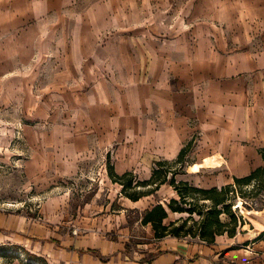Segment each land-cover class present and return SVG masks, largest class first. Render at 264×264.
<instances>
[{
    "label": "rangeland",
    "instance_id": "rangeland-1",
    "mask_svg": "<svg viewBox=\"0 0 264 264\" xmlns=\"http://www.w3.org/2000/svg\"><path fill=\"white\" fill-rule=\"evenodd\" d=\"M193 2L73 0L26 17L24 0H0V264H148L156 256L158 240L141 218L174 197L171 186L132 203L108 169L149 178L157 160L141 147V108L156 111L147 95L157 93L158 60L147 54L155 43L139 40L168 35L163 25L182 22ZM21 25L32 29L9 39ZM201 155L197 144L176 179L203 188L197 176L211 171L189 170ZM240 187L234 204L242 208L233 211L260 230L264 189ZM186 217L169 212L165 224Z\"/></svg>",
    "mask_w": 264,
    "mask_h": 264
},
{
    "label": "crops",
    "instance_id": "crops-1",
    "mask_svg": "<svg viewBox=\"0 0 264 264\" xmlns=\"http://www.w3.org/2000/svg\"><path fill=\"white\" fill-rule=\"evenodd\" d=\"M24 1L20 13L27 17L47 15L73 0ZM30 29L21 25L8 38H24ZM163 29L169 34L155 42L139 40L155 43L147 54L158 60L157 93L147 95L156 96L148 98L156 111L141 108L146 157L174 160L193 138L201 162L220 160L218 166L190 171H211L214 177L206 180L196 175L203 188L230 184L263 166L258 150L264 148V0H194L182 22ZM157 243L148 264H264V227L240 226L235 236H216L213 244L174 237Z\"/></svg>",
    "mask_w": 264,
    "mask_h": 264
},
{
    "label": "trees",
    "instance_id": "trees-1",
    "mask_svg": "<svg viewBox=\"0 0 264 264\" xmlns=\"http://www.w3.org/2000/svg\"><path fill=\"white\" fill-rule=\"evenodd\" d=\"M193 141V138L189 140L174 160L154 161L150 176L145 180H138L132 171L118 174L113 167L108 169L112 182L121 187V195L131 201L156 194L162 185L171 186L175 197L165 205L158 202L152 205L141 218L143 225L152 227L156 240L190 238L213 244L216 236L233 237L238 226L243 224L232 209L237 196L242 198L244 195L240 186L251 187L256 194L264 189V165L245 177H234L233 184L221 187L199 188L187 180H177V175L185 174L186 157L194 147ZM258 152L264 161V148ZM169 212L187 214V217L165 224Z\"/></svg>",
    "mask_w": 264,
    "mask_h": 264
},
{
    "label": "bare ground",
    "instance_id": "bare-ground-1",
    "mask_svg": "<svg viewBox=\"0 0 264 264\" xmlns=\"http://www.w3.org/2000/svg\"><path fill=\"white\" fill-rule=\"evenodd\" d=\"M219 165V161L215 160L212 157H207L204 158L203 161L201 163H193L189 166V170L191 172H198L200 170V168L202 167H213V166H218ZM242 208V205H241ZM251 213H256V211H248L247 214H251Z\"/></svg>",
    "mask_w": 264,
    "mask_h": 264
},
{
    "label": "built area",
    "instance_id": "built-area-1",
    "mask_svg": "<svg viewBox=\"0 0 264 264\" xmlns=\"http://www.w3.org/2000/svg\"><path fill=\"white\" fill-rule=\"evenodd\" d=\"M242 203H243V201H241V202H236L234 205H233V210H236V209H238V208H240L241 207V205H242Z\"/></svg>",
    "mask_w": 264,
    "mask_h": 264
}]
</instances>
